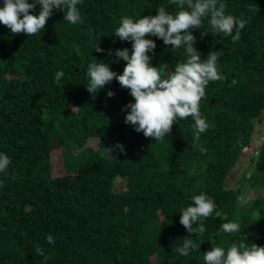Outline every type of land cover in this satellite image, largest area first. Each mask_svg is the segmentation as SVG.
Masks as SVG:
<instances>
[{
	"label": "trees",
	"instance_id": "trees-1",
	"mask_svg": "<svg viewBox=\"0 0 264 264\" xmlns=\"http://www.w3.org/2000/svg\"><path fill=\"white\" fill-rule=\"evenodd\" d=\"M224 2L227 13L247 20L239 41L212 33L207 17L193 30L201 58L218 51L224 76L209 82L199 103L212 125L198 141L203 153L193 145L191 117L151 140L124 123L121 108L133 98L115 78L95 94L85 87L89 62L122 71L125 62L109 54L131 48L113 37L120 17L155 15L157 5L175 13L172 0H83L81 23L69 24L54 10L44 30L31 36L0 25V151L11 160L0 173V264H43L37 247L46 264H204L210 238L225 248L243 239L264 246V133L248 185L225 184L264 117V0ZM29 11L36 14L38 6ZM150 38L156 44L151 64L162 73L184 59L182 49ZM57 70L64 72L59 84L53 83ZM116 142L125 151L107 155L103 148ZM69 145L79 152L76 168L56 171L53 155ZM201 191L220 215L200 221L204 231L190 234L201 241L198 251L183 257L172 250L189 236L178 211ZM256 191L263 192L252 196ZM238 195L249 203L240 206ZM237 219L240 232L219 230Z\"/></svg>",
	"mask_w": 264,
	"mask_h": 264
},
{
	"label": "clouds",
	"instance_id": "clouds-1",
	"mask_svg": "<svg viewBox=\"0 0 264 264\" xmlns=\"http://www.w3.org/2000/svg\"><path fill=\"white\" fill-rule=\"evenodd\" d=\"M179 9L175 13L157 5L155 15L132 17L123 15L119 24L113 29V37L121 41H130L131 48H118L109 54L113 62L124 61L122 71L110 69L108 62H89L86 66V90L95 94L113 78L119 85L128 90L132 101L126 103L121 111L124 112V123L130 124L136 132H142L144 137H152L155 141L164 139L171 131L173 121L191 117L193 145L203 153L206 149L198 141L202 133L212 125L200 113L199 103L205 97V88L210 81L223 80L224 76L217 67L218 51H209L204 58L196 49L193 30L199 29L203 18L207 17L212 33H222L233 42L240 40L241 29L247 20L226 12L224 0H172ZM83 0H2L0 3V25L7 27L12 34L24 33L28 36L44 30L47 19L54 10L63 11V21L69 24L82 22L78 5ZM38 12L33 14L30 9ZM146 34L149 38H146ZM203 35V33H201ZM150 37L160 39L170 49H182L184 59L172 65V71L163 73L159 65L153 66L151 53L156 47ZM96 52L104 51L98 45ZM64 76L62 70H57L53 83L59 84ZM114 93L106 92L108 97ZM125 109L127 111L125 112ZM105 153L119 150L125 151L120 142L103 148ZM11 160L0 151V173H6ZM190 203L180 208L179 223L186 229L189 236L182 239L173 251L183 257L198 251L199 243L190 238V234L203 232L200 221L208 217L220 215L213 198L206 192L190 197ZM236 201L240 206L247 205V197L238 195ZM219 230L234 234L241 231L239 219L226 221L219 225ZM48 244L54 243L51 234L45 237ZM212 247L203 253L204 264H264V246L247 243L243 240H233L225 248L215 243L211 238ZM36 254L46 264L48 257L40 247Z\"/></svg>",
	"mask_w": 264,
	"mask_h": 264
},
{
	"label": "rangeland",
	"instance_id": "rangeland-1",
	"mask_svg": "<svg viewBox=\"0 0 264 264\" xmlns=\"http://www.w3.org/2000/svg\"><path fill=\"white\" fill-rule=\"evenodd\" d=\"M256 133L253 142L250 146L245 149V152L238 158L235 166L230 170L225 179V184L227 186H236L239 184L248 185L247 178L252 173L254 169V159L258 153V149L262 142V137L264 133V117L256 120ZM151 140L154 138L150 137ZM73 145H69L67 148L59 149L54 155V168L56 171H67L74 170L79 161V152L73 148ZM124 182L122 177L116 179V189H124ZM263 191H256L252 196L258 195Z\"/></svg>",
	"mask_w": 264,
	"mask_h": 264
}]
</instances>
